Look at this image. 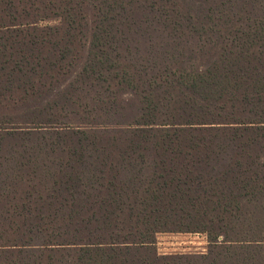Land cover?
<instances>
[{
  "label": "trees",
  "instance_id": "trees-1",
  "mask_svg": "<svg viewBox=\"0 0 264 264\" xmlns=\"http://www.w3.org/2000/svg\"><path fill=\"white\" fill-rule=\"evenodd\" d=\"M0 204V264H264V0H0Z\"/></svg>",
  "mask_w": 264,
  "mask_h": 264
},
{
  "label": "rangeland",
  "instance_id": "rangeland-1",
  "mask_svg": "<svg viewBox=\"0 0 264 264\" xmlns=\"http://www.w3.org/2000/svg\"><path fill=\"white\" fill-rule=\"evenodd\" d=\"M3 207L10 205L0 204ZM12 207V206H11ZM5 209H0V214H6ZM13 213V211H8ZM209 244L203 234H158L156 237V250L159 255H202L206 254ZM264 251V241L262 243Z\"/></svg>",
  "mask_w": 264,
  "mask_h": 264
}]
</instances>
